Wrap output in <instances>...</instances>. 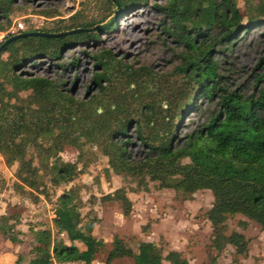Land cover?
Here are the masks:
<instances>
[{"label":"trees","instance_id":"obj_1","mask_svg":"<svg viewBox=\"0 0 264 264\" xmlns=\"http://www.w3.org/2000/svg\"><path fill=\"white\" fill-rule=\"evenodd\" d=\"M144 1L102 0L101 9ZM244 2L252 12L246 22L235 0L153 2L162 14V31L180 46L175 77L119 64L109 50H98L92 54L96 67L91 75L97 92L86 98L67 93L57 78L20 68L36 58H57L64 45L95 35L93 20L74 14L66 26L44 30L87 29L59 36L25 35L7 42L0 51V59L5 53V64L0 66V156L6 166L17 163L12 186L32 195L34 201L33 193H45L39 170L50 175L52 184L70 180L74 164L59 161L57 152L64 144L77 146L78 138L84 137L100 146L114 173L128 176L136 187L146 189L150 179L184 193L208 188L212 203L205 213L212 226V244L221 249L229 243L236 251H244V236L235 230L224 233L223 221L227 214L241 213L264 230V53L250 69V92L239 89L230 73L220 70L218 56L240 31L264 16V0ZM12 5L13 0H0V19L6 23ZM27 89V94H18ZM198 97L215 100L214 107L174 141V117L183 106L193 107ZM131 123L145 147L138 160L131 157L127 140L120 135ZM28 146L38 155V164L25 157ZM49 157L51 162H43ZM183 157L187 161H181ZM105 197L118 200L122 213H128L130 203L122 188ZM79 202L71 189L60 192L52 208L51 227L33 229L35 242L27 250L29 257L21 263L19 254L13 264H91L105 240L93 235L90 223L78 225L74 217ZM54 230L64 232L65 240L55 238ZM0 232L12 242L19 241L13 215L0 214ZM109 243L102 264L119 256L130 257V264H161L163 259L187 264L178 251L163 254L153 241L139 240L135 250L117 235Z\"/></svg>","mask_w":264,"mask_h":264},{"label":"rangeland","instance_id":"obj_2","mask_svg":"<svg viewBox=\"0 0 264 264\" xmlns=\"http://www.w3.org/2000/svg\"><path fill=\"white\" fill-rule=\"evenodd\" d=\"M101 1L13 0L8 23L0 19L3 29L9 33L66 26L69 16L74 14L94 21L91 29L95 30V35L64 45L57 58H36L21 67V72L57 78L67 93L86 98L97 92V85L91 80L96 67L92 54L98 50H109L116 59H120L119 64L126 62L144 66L151 73H162L174 78L173 66L177 63L180 46L162 31V14L153 4L163 0H145L119 9L113 6L110 11L101 9ZM235 2L242 22H246L252 12L244 0ZM125 19H133V22L131 20L125 25ZM263 53L264 16L246 31H240L232 44L218 52L220 70L229 72L239 89L250 92V69ZM4 61L5 53L1 56L0 66L5 64ZM58 61L61 65H57ZM6 86L9 87V84ZM28 92V89L21 90L18 94L23 96ZM214 104L215 100L198 97L193 107L183 106L179 116L174 117L177 123L174 141L201 122ZM120 135L127 140L126 147L131 157L136 160L142 158L145 147L136 136L133 124ZM78 141L77 146L64 144L57 152L59 161L74 164L70 180L52 184L50 175L39 170L45 193H33L36 195L34 201L32 195L12 186L16 161L4 166L0 156V207L6 214L13 215L15 233L23 240L21 257L24 259L34 241L32 229L51 227L52 208L57 195L71 189L80 199L74 217L76 222L81 226L90 223L93 235L105 240V247L95 255L91 264L103 263L113 235L120 237L132 250H135L139 240L153 241L161 247L163 254L169 250L178 251L186 258L187 264H210L211 260L215 264H264V230L257 222L241 213L227 214L223 224L224 233L235 230L244 236V251H236L229 243L221 249H216L212 244V226L205 213L212 203V193L208 188L184 193L160 186L156 180L147 178L146 189L136 187L131 178L111 170L107 156L95 141L84 137H79ZM28 156L32 157L33 164H38L39 157L31 146L27 147L25 157ZM51 160L49 157L43 159V162ZM181 161L185 162L187 158L183 157ZM116 188H122L129 200L127 214L122 213L118 200L105 197V194ZM52 234L55 238L65 240L64 232L56 233L54 230ZM130 262V257L119 256L109 264ZM161 264L169 262L163 259Z\"/></svg>","mask_w":264,"mask_h":264},{"label":"crops","instance_id":"obj_3","mask_svg":"<svg viewBox=\"0 0 264 264\" xmlns=\"http://www.w3.org/2000/svg\"><path fill=\"white\" fill-rule=\"evenodd\" d=\"M2 183H3V181H2ZM0 189H1V186H0ZM0 206H1V200H0ZM0 214H6L5 211L3 210V208H1V207H0ZM9 221H11V220L9 219ZM15 225H14V228H15ZM33 229L35 230L36 228H33ZM16 236L19 239V241L12 242L4 234H2L0 232V264H13L15 259H16V256L19 254L21 256V254H22L21 248L23 245V240L21 239V236L18 235L17 233H16ZM34 242L35 241L31 242V244H33ZM26 254H27L26 255L27 257L25 259L22 257L21 263H24L27 260V258L29 257L27 251H26ZM67 264H74V263L71 262V263H67ZM76 264H85V263L79 261Z\"/></svg>","mask_w":264,"mask_h":264},{"label":"water","instance_id":"obj_4","mask_svg":"<svg viewBox=\"0 0 264 264\" xmlns=\"http://www.w3.org/2000/svg\"><path fill=\"white\" fill-rule=\"evenodd\" d=\"M87 28L83 27H75V28H70L67 30H60V31H45V30H26V31H19L13 34H10L3 38V40L0 41V51L5 47L7 42H9L12 39H15L20 36H25V35H44V36H59L62 34H65L67 32H74V31H79V30H85Z\"/></svg>","mask_w":264,"mask_h":264},{"label":"built area","instance_id":"obj_5","mask_svg":"<svg viewBox=\"0 0 264 264\" xmlns=\"http://www.w3.org/2000/svg\"><path fill=\"white\" fill-rule=\"evenodd\" d=\"M10 34H13V33H9V32H7V31L4 30V29H0V41L2 40L3 36H4V38H5L6 36H8V35H10ZM5 35H6V36H5Z\"/></svg>","mask_w":264,"mask_h":264},{"label":"bare ground","instance_id":"obj_6","mask_svg":"<svg viewBox=\"0 0 264 264\" xmlns=\"http://www.w3.org/2000/svg\"><path fill=\"white\" fill-rule=\"evenodd\" d=\"M130 16H132V14H131ZM130 16H129V18H130ZM133 17H135V16H133ZM137 17H138V15H137ZM137 17H136V18H137ZM129 18H128V19H129ZM138 18H139V17H138ZM128 19H125V20H124L125 25H127L128 23H130L131 20H132V22H133V19H130L129 21H128ZM132 33H133V32H132ZM129 36H131V35L129 34Z\"/></svg>","mask_w":264,"mask_h":264}]
</instances>
